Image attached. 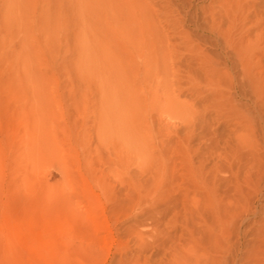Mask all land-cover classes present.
Instances as JSON below:
<instances>
[{"label":"rangeland","instance_id":"1","mask_svg":"<svg viewBox=\"0 0 264 264\" xmlns=\"http://www.w3.org/2000/svg\"><path fill=\"white\" fill-rule=\"evenodd\" d=\"M0 264H264V0H0Z\"/></svg>","mask_w":264,"mask_h":264}]
</instances>
